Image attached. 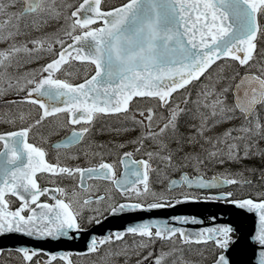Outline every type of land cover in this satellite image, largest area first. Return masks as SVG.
<instances>
[{
  "label": "snow or ice",
  "instance_id": "6c2138e0",
  "mask_svg": "<svg viewBox=\"0 0 264 264\" xmlns=\"http://www.w3.org/2000/svg\"><path fill=\"white\" fill-rule=\"evenodd\" d=\"M104 3L0 0V100L14 106L0 107V122L21 125L0 134V235L71 239L69 233L85 230L81 221L100 223L104 211L118 215L198 202L200 197L182 193L173 203L153 190V178H166L172 170L191 169L196 175L182 172L168 192L264 185V0H126L110 10ZM49 57L38 69L28 67ZM72 78L83 82L74 84ZM135 98L151 106L133 109ZM24 105H38L31 122L32 112ZM61 113L64 122L57 123L54 118ZM46 121L55 124L49 134L81 125L51 146L55 164L44 148L28 142L33 129ZM98 126L101 132L139 135L129 143L94 144ZM80 145L71 159L82 152L102 162L86 168L59 162L61 150ZM105 147L109 154L112 148L132 150L118 152L116 161L107 163ZM254 162L261 167H251ZM118 166L123 169L119 176ZM211 167L223 171L206 180L201 169ZM40 178L55 186L42 188ZM63 180L72 181L71 187L62 186ZM97 181L111 188L103 191L89 183ZM113 193L127 202L113 203ZM233 195L204 199L224 200L258 217L250 239L257 246L255 264H264V199L235 200ZM12 197L20 201L15 210ZM233 231L226 225L187 231L168 220H150L91 238L86 254L95 257V264L118 257L128 264L132 255L137 264H200L192 257H203V250L192 246L211 244L213 264H231L226 253L235 243ZM148 248L152 252L144 256ZM15 251L25 264H43L34 261L39 250ZM59 259L72 264L67 255ZM55 260L51 255L48 264Z\"/></svg>",
  "mask_w": 264,
  "mask_h": 264
},
{
  "label": "water",
  "instance_id": "95a60500",
  "mask_svg": "<svg viewBox=\"0 0 264 264\" xmlns=\"http://www.w3.org/2000/svg\"><path fill=\"white\" fill-rule=\"evenodd\" d=\"M196 218L203 223L198 225L176 224L173 218ZM150 220H168L171 226L182 227L187 231L206 228L214 224L225 222L234 226L240 237L229 249L227 256L231 264H255L256 247L250 239L254 229L258 226V217L235 205L224 206L214 202H188L177 204L175 207L138 211L135 213H121L111 215L102 225L98 224L90 230L81 233H69L74 238L62 237L59 240L51 238L37 240L22 234L8 233L0 235V252L3 249L34 248L44 250L49 254L60 255L69 251L87 252L91 238L108 235L110 232L124 231L127 227Z\"/></svg>",
  "mask_w": 264,
  "mask_h": 264
},
{
  "label": "flooded vegetation",
  "instance_id": "af4514ba",
  "mask_svg": "<svg viewBox=\"0 0 264 264\" xmlns=\"http://www.w3.org/2000/svg\"><path fill=\"white\" fill-rule=\"evenodd\" d=\"M102 7H106L105 4L102 5ZM51 57L49 58H46V59H41L38 63H35V64H31L29 65L28 67L31 68V69H38L40 67V65H43V64H46L48 62V59H50ZM24 94L23 93H20V96H23ZM139 99L136 100V105H133V106H130L131 108L135 109V108H147L141 104H138L139 102ZM14 107V106H12ZM24 108L25 109H32V115L31 117L29 118V122H31L32 119H35L37 117V110H38V106L37 105H24ZM64 117H65V114L64 113H61L59 115V117L57 118H54L55 121H59L61 120L60 122H64ZM139 118V117H138ZM111 121H115V117L111 118ZM47 121L45 122L44 125L40 126L39 130L37 129H33V132L29 134V142L30 143H33L39 147H42L44 148L47 152H48V156L46 157V159L51 162V163H57V154L52 150V143L57 141V140H60V138H64L66 137L72 130L73 127H76V128H79L81 125H75V126H72V125H67L63 128L60 129H56V134H49L48 130H46V127H47ZM21 125L18 124L17 126H15L16 128H14L13 130H17L19 129ZM110 123L108 125H106V127H110ZM37 131H39V133H41L43 136H44V139L41 138V135H38L36 134ZM94 132V135H93V143L94 144H104L105 142H110V139H112V142L111 143H116V144H119V143H129L131 140H133L135 137H137L139 135V131H136V132H130L129 133V136L131 139H128V140H124L123 137L124 135H122L121 133L120 134H115V133H112L110 131H104V132H101L99 131V126L93 130ZM53 141V142H52ZM83 146L80 145V146H77V147H74V148H71V149H67V150H61L60 153H59V162L62 164V165H66V166H70V167H76V166H79V167H82V168H86V167H92V166H96L98 165L99 163H101V157L98 156V158L96 159H93L91 160L90 162H82L78 159H71L70 156L72 154H75L77 153ZM106 148L102 149L101 151L104 153V157H103V162H107V163H114L107 155V153L105 152ZM126 150V149H125ZM129 150L131 151L132 148L130 147ZM74 152V153H72ZM70 153V154H68ZM81 155H82V152H81ZM80 155V156H81ZM137 158H142V157H137ZM120 167L121 166H118L117 167V173L120 172ZM179 173V171H176V170H172L170 172L167 173V176H166V179H171L172 177H174L175 175H177ZM38 183H40L41 187H44L48 184H50V182L46 179H43V178H40L38 180ZM62 186H67V187H71L69 184L71 183V181L69 180H63L60 182ZM89 183H97V184H100L102 186V189L103 191H108L110 188H111V185H104L103 182H89ZM157 183V177H154L153 178V190L155 191V185ZM166 183H168V181L165 180L164 184H165V187H163V191H167V188H166ZM53 185V184H51ZM168 192V191H167ZM169 193V197L170 198H173L176 194L175 193H172V192H168ZM45 198L46 197H41L40 198V201H45ZM17 203V202H16ZM19 203V202H18ZM85 225H87L86 223H84ZM107 247V246H105ZM34 261H35V257H34ZM23 263L25 264V262L23 261ZM206 264H209V263H206Z\"/></svg>",
  "mask_w": 264,
  "mask_h": 264
},
{
  "label": "rangeland",
  "instance_id": "374dc122",
  "mask_svg": "<svg viewBox=\"0 0 264 264\" xmlns=\"http://www.w3.org/2000/svg\"><path fill=\"white\" fill-rule=\"evenodd\" d=\"M74 1L77 2L79 0H71L72 3ZM112 1L118 2L120 0H108V3L112 2ZM122 1H126V0H122ZM0 47H3V45H0ZM177 99H179V96H177ZM2 103L3 102H1V100H0V107L4 108L5 110L7 108H9L10 105H5V104H2ZM140 104L143 105V106H147V107L151 106L148 102L147 103L141 102ZM54 126H55V124L54 125H51L50 128L51 127H54ZM13 127L14 126L11 125V124L0 122V132L8 131V130H10ZM125 137H126L125 139H131V138H129V136L127 134L125 135ZM110 142H112V139H110ZM110 142H108L109 144L107 142H105V144H103V145L109 146V145H111ZM105 148L108 149V147H105ZM129 148L130 147L125 148L126 149L125 151H128ZM121 150H123V149H115V148H112L111 152H113V153L108 154V156H110V158L117 159V153H116V151H121ZM96 158H98V156H92L91 153H89V156L88 157H84L83 154H82L78 160H80L82 162H90L91 160L96 159ZM186 170H188L189 172H193L191 169H186ZM221 171H223V169L222 168H218V167L202 168L201 169V172L219 173ZM165 180L167 181L168 179H166L165 177H157V183L155 185V188H156L155 191L157 193H163L165 195V197H166V196H168L169 193L166 192V191H163V187H165V184H164ZM72 183L73 182L71 181V183L69 185L71 186ZM262 187H264V185H262ZM258 191H259L258 187H255V186L251 187V189H250V192L256 193ZM113 195H114L115 199L112 202L113 203L118 202L120 200V196L118 194H116V193H113ZM105 212L106 211H104L103 214ZM102 215H100V216H102ZM129 241H131V239H129ZM150 252H152V249L151 248L145 249V250H143V255L144 256H147ZM206 253L207 252H204L205 255H207ZM16 258H17V256L14 255V254L6 255L0 261V264H12L13 261L16 260ZM139 258L142 259V257H139ZM124 259H125L124 257H118L114 261L113 260H106L105 262H102V264H124ZM137 259H138L137 256L132 255L131 256V259L128 260V264H137ZM149 263H150V261H144L143 262V264H149ZM53 264H64V263L57 261V262H54ZM77 264H95V257L94 256H89V257H84V258H77Z\"/></svg>",
  "mask_w": 264,
  "mask_h": 264
},
{
  "label": "trees",
  "instance_id": "16d2710c",
  "mask_svg": "<svg viewBox=\"0 0 264 264\" xmlns=\"http://www.w3.org/2000/svg\"><path fill=\"white\" fill-rule=\"evenodd\" d=\"M261 167V165L258 163L257 169H259Z\"/></svg>",
  "mask_w": 264,
  "mask_h": 264
}]
</instances>
